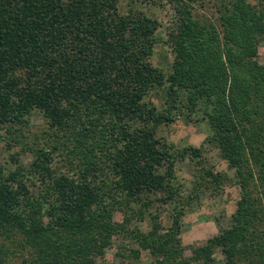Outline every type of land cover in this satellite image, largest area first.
<instances>
[{
	"label": "trees",
	"instance_id": "16d2710c",
	"mask_svg": "<svg viewBox=\"0 0 264 264\" xmlns=\"http://www.w3.org/2000/svg\"><path fill=\"white\" fill-rule=\"evenodd\" d=\"M211 1L215 20L175 0L167 74L151 61L160 22L122 14L121 0H0V138L27 136L36 111L47 125L26 147L31 168L0 164V264L26 252L30 264H99L118 236L148 249L154 264H264V0ZM156 86L162 108L146 102ZM195 114L235 168L240 198L232 225L187 256L188 207L229 179L206 166L201 147L158 137L175 116ZM187 159L195 179L186 191L177 166ZM156 203L171 225L152 214L144 231L138 223ZM118 253L128 264L142 259L123 243Z\"/></svg>",
	"mask_w": 264,
	"mask_h": 264
},
{
	"label": "rangeland",
	"instance_id": "374dc122",
	"mask_svg": "<svg viewBox=\"0 0 264 264\" xmlns=\"http://www.w3.org/2000/svg\"><path fill=\"white\" fill-rule=\"evenodd\" d=\"M187 1L192 4V10L196 16L205 15L207 18L214 20L218 16L216 5L211 0ZM249 1L252 5L256 2V0ZM174 2L175 0H121L119 4V10L122 14H127L131 10L144 11L160 22L157 35L160 37L161 42L155 45L151 61L167 74L172 70L174 54L163 40L169 39L170 34L178 24L179 15L176 12ZM258 59L261 64H264V39L259 47ZM165 99L164 89L156 86L146 98V102L162 108ZM46 126L45 118L40 112L36 111L28 128L30 132L27 136L18 137L16 139L17 143H10L12 142L9 141L12 140L10 135L5 130L3 131L0 138V164H2L5 170L11 171L18 166L31 168L34 156L26 147L35 140V134L42 132ZM211 134V126L199 114H195L193 119H187L185 116H175L170 124H163L158 127V137L168 144L180 148L189 145L201 147L206 166L225 174L229 178L219 191L213 189L203 192L198 200L188 207L183 220V231L181 234L183 243L187 248V256L192 255V246L206 243L209 239L216 236L222 228L232 225V215L237 208V201L240 198V188L236 184L235 168L222 157L219 148L209 141ZM61 162L60 157H58L56 163L61 165ZM177 175L179 180L185 184L186 191L189 190L195 179L194 165L189 159L178 164ZM30 183L31 190L37 195L39 192L38 183L34 181H30ZM152 214L161 216L165 228L171 225V211L168 210L166 205L156 203L147 212L145 219L138 223L144 231L152 228ZM115 219L119 222L122 221L123 214L117 212ZM122 243L129 248L135 247L141 249L142 259L140 260V264H154L148 249L141 247L133 239H126L124 236L112 239L110 246L105 248L103 260L99 262L128 264L126 263L128 259L118 255V250ZM216 255L220 260L224 258V255L220 251ZM25 261L29 262V264L32 263L30 254L27 252L17 255L13 259L12 264H24Z\"/></svg>",
	"mask_w": 264,
	"mask_h": 264
}]
</instances>
